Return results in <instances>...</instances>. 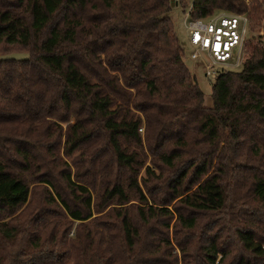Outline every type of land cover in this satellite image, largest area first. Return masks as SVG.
I'll use <instances>...</instances> for the list:
<instances>
[{
  "label": "trees",
  "instance_id": "obj_1",
  "mask_svg": "<svg viewBox=\"0 0 264 264\" xmlns=\"http://www.w3.org/2000/svg\"><path fill=\"white\" fill-rule=\"evenodd\" d=\"M173 1L0 0V54H27L0 58V264H264V41L207 107ZM222 10L252 28L262 0L190 16ZM118 137L146 152L99 188L98 158L81 174L61 155Z\"/></svg>",
  "mask_w": 264,
  "mask_h": 264
},
{
  "label": "rangeland",
  "instance_id": "obj_2",
  "mask_svg": "<svg viewBox=\"0 0 264 264\" xmlns=\"http://www.w3.org/2000/svg\"><path fill=\"white\" fill-rule=\"evenodd\" d=\"M185 2H186L185 10H183L182 5L175 3L168 15L171 17L174 23L175 31L177 32L179 38V43L184 50L182 52L184 64L189 69L191 74L195 76L196 82L203 93L204 105L207 107H212L213 103L211 98V87L215 82L217 71L219 73L220 71L225 69H221L222 67L220 68V65L222 64L213 63L212 59L204 51L203 52L198 51V57H196L195 59H192L190 57L189 54L191 53L193 47L189 42L190 32L188 30V24H187L189 18L187 17L186 14L190 8L192 0H185ZM262 11H261L262 13L260 19L256 21H252V28L250 27L249 20L247 22L248 27H250L251 29L249 33V39L254 37V38H260L262 41H264V8L263 7H262ZM215 12H219V11H215ZM10 56L23 58L26 57L27 54L25 52L0 54V58L10 57ZM246 56L247 54L244 56L242 54L238 62H241V60L243 59L245 60ZM199 57H201V60ZM231 66H237V65H231ZM239 69L240 66L237 68H229L228 70L237 71ZM143 131H144L143 127H141L140 132L142 134ZM118 138H119L118 151L113 150L112 144L110 142L103 140V141H97L93 143V145L89 146L85 151L86 153H84L85 155L74 153V155L68 158L63 156L62 153L61 155L63 158L66 159L68 164L71 165L70 167L72 169V172L76 170L78 171V173L81 174H86V172L89 169V166H87V164H85L83 160L87 162L92 161L96 164V159L98 158V160L100 161V168H98L97 170V175H96L97 177L95 178V180H96L97 188H99V179L101 176L104 175L106 176V174L109 172L108 166L111 165L112 167V165H116L114 163L115 159H117L116 154H118L119 156L121 154V157H124L125 154L133 155L135 154V152H137L138 154L144 155L146 152L144 139H142V144H144V147L142 148L141 146L139 147L137 142L134 140H130L122 137H118ZM149 161H150V156L148 155L146 157V162L149 163ZM73 162H76V164H74ZM140 173H143V169L140 171ZM86 178H87L86 175L82 177V179L84 180H86Z\"/></svg>",
  "mask_w": 264,
  "mask_h": 264
},
{
  "label": "built area",
  "instance_id": "obj_3",
  "mask_svg": "<svg viewBox=\"0 0 264 264\" xmlns=\"http://www.w3.org/2000/svg\"><path fill=\"white\" fill-rule=\"evenodd\" d=\"M262 7L264 8V0ZM190 9L191 5L186 14L189 18L187 22L190 32L189 42L193 47L190 57L195 59L198 57V51H204L213 63L222 64L221 69L239 67L244 60L238 62L241 55L247 54V40L250 33L246 14L222 10L206 18H192ZM199 58L201 60V57Z\"/></svg>",
  "mask_w": 264,
  "mask_h": 264
},
{
  "label": "water",
  "instance_id": "obj_4",
  "mask_svg": "<svg viewBox=\"0 0 264 264\" xmlns=\"http://www.w3.org/2000/svg\"><path fill=\"white\" fill-rule=\"evenodd\" d=\"M173 5H174V1H173V3H172Z\"/></svg>",
  "mask_w": 264,
  "mask_h": 264
}]
</instances>
